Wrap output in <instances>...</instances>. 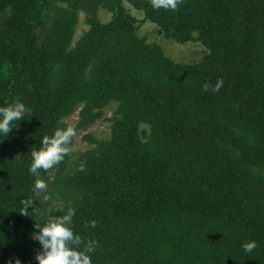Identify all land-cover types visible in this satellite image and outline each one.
Segmentation results:
<instances>
[{
	"label": "trees",
	"instance_id": "obj_1",
	"mask_svg": "<svg viewBox=\"0 0 264 264\" xmlns=\"http://www.w3.org/2000/svg\"><path fill=\"white\" fill-rule=\"evenodd\" d=\"M81 12L89 28L73 46ZM143 21L206 54L169 58L139 35ZM220 78L219 92L203 91ZM15 102L33 116L0 137V264H37L36 225L69 207L75 234L99 242L92 264H264V0H183L175 12L150 0H0V107ZM111 103L108 137L89 135L97 145L72 173L65 159L29 173L43 136L78 108L85 128ZM37 179L62 203L37 196Z\"/></svg>",
	"mask_w": 264,
	"mask_h": 264
},
{
	"label": "clouds",
	"instance_id": "obj_2",
	"mask_svg": "<svg viewBox=\"0 0 264 264\" xmlns=\"http://www.w3.org/2000/svg\"><path fill=\"white\" fill-rule=\"evenodd\" d=\"M150 3L154 10L164 9L175 12L183 4V0H150ZM224 86L225 81L220 78L216 80L214 85L205 83L203 91L216 93ZM32 116L30 107L22 102L0 107V137H7L10 131L18 127L20 121H27ZM76 135V128L67 126L57 128L51 136H43L41 148L31 153L32 161L29 166V173L34 177H39L41 170L47 171L60 164L69 155L70 148L68 146ZM34 187L41 191L46 190V184L42 179H37ZM50 199L49 195L43 196L45 202ZM31 205L32 201H26L19 211L20 214L30 216L27 209ZM75 215L76 210L69 207L65 214L58 215L54 221L48 222L45 226L36 225L38 231L34 239L41 246V251L35 255L37 264H92L90 254L96 251L99 242L88 240L85 243L80 235L75 234L72 228ZM87 226L94 229L96 222L90 221ZM82 244L84 246L81 250ZM257 248L258 244L255 240H248L242 245L243 251L248 254L253 253Z\"/></svg>",
	"mask_w": 264,
	"mask_h": 264
},
{
	"label": "rangeland",
	"instance_id": "obj_3",
	"mask_svg": "<svg viewBox=\"0 0 264 264\" xmlns=\"http://www.w3.org/2000/svg\"><path fill=\"white\" fill-rule=\"evenodd\" d=\"M124 6L128 8V10L134 15V17L142 22L144 18V14L141 11L136 10L129 2H124ZM99 16L102 21H107L110 19L111 12L107 10H99ZM85 13L79 14V23L76 28V33L74 35L73 46L76 41L79 40L81 35L89 28V26L85 22ZM42 29L39 28V33H41ZM138 33L140 36H145L148 43L156 42L158 43L164 50L165 54L178 62H195L199 61L204 54H206L207 49L200 44L199 42L189 41L184 44H179L174 40L167 39L162 36L157 30L154 23L150 21H143L141 24ZM116 104L111 103L108 107L104 109L103 117L101 119H97L91 122L87 127L76 129L77 135L73 138L71 144L68 146L70 148V153L66 156L65 164H63L64 170L67 172L68 170L72 171L77 168V162L82 164V155L87 151L92 150L96 147V143H92L88 136L90 135L93 139L102 140L108 137L110 133V118L115 111ZM79 109L77 111L66 117L64 121L68 126H73L76 128L77 122L79 120ZM62 165V164H61ZM56 168L49 172V177L51 178L55 172ZM70 173V174H71ZM46 184V182H45ZM47 187V186H46ZM49 195V194H46ZM37 196H44L43 191L38 190ZM50 196V195H49ZM51 197V196H50ZM44 201V200H43ZM53 204H61L62 198L51 197L49 200ZM37 203V201H36Z\"/></svg>",
	"mask_w": 264,
	"mask_h": 264
}]
</instances>
